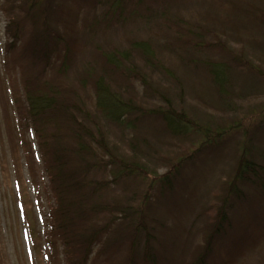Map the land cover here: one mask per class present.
<instances>
[{"label": "rangeland", "instance_id": "374dc122", "mask_svg": "<svg viewBox=\"0 0 264 264\" xmlns=\"http://www.w3.org/2000/svg\"><path fill=\"white\" fill-rule=\"evenodd\" d=\"M41 1L43 5L38 11L44 18L38 24L27 15V0H10V3L0 0V264H130L126 260L130 254L125 255L123 246L110 249L113 238L128 234L124 226L128 220L111 225L87 253L75 249L76 261L67 259L55 228L58 215L51 175L47 171L50 159L44 158L35 125L27 112L26 97L49 84L60 89L71 103L78 104L82 113L94 112V83L108 67L106 55L130 49L135 41L149 43L158 63L174 73L175 85L169 84L151 74L144 67L141 55L134 53L141 75L150 77L154 85L161 87L175 108L193 115L203 125L232 126L235 132L217 148L204 149L196 158L189 159L198 148L196 136L174 138L163 131L158 135L148 129L149 124L158 123L155 118L139 123L137 135L131 131L123 133L119 127L104 123L99 115L97 121L102 120L99 123L112 152L132 157L134 141L141 155L135 160L153 172L145 183L132 179L115 183L109 171L92 169L91 177H104L103 180L111 183L103 187L100 202L105 209L96 218L98 223L79 222L74 234L80 235L79 238L87 235L112 223V214L122 213L124 207L139 206L150 191L155 174L162 177L186 159L178 170L173 193L161 198L160 186L152 187L151 217H163L166 223L157 245L161 264H191L203 245L209 223L222 205L243 134L253 135L264 129V77L245 66L249 62L264 73V0H170L166 5L162 3L169 0H158L139 9V14L133 17L129 16L130 10L124 9L120 19L106 12L103 6H89L81 0H49L51 5L45 13L49 4L47 0ZM53 5L65 6V12H76L72 19H67L70 21L67 28L57 24L61 15ZM167 8L170 12L162 17L161 11ZM9 16L19 18L16 38L8 32ZM46 17L49 22L44 25ZM51 32L60 34L70 48L65 51V45L61 44L60 52L49 60L42 54H34L33 49L34 42L39 41L35 39L37 33L53 42ZM185 57L229 62L234 75L229 103L223 106V99L212 88L204 66L186 65ZM118 76H121L119 71L116 80ZM129 84L132 86L129 94L144 110L161 107L159 101L146 95L139 83L131 80ZM77 117L82 119L80 114ZM59 120L51 117L40 128L50 136ZM255 140H260L256 149L264 153V131ZM97 148L94 147L98 159L95 158L107 162L105 153ZM230 203L239 206L233 200ZM249 207L251 213L249 208H243L246 220L255 216L261 223L255 230H248L247 246L233 264H264V199L252 198Z\"/></svg>", "mask_w": 264, "mask_h": 264}, {"label": "trees", "instance_id": "16d2710c", "mask_svg": "<svg viewBox=\"0 0 264 264\" xmlns=\"http://www.w3.org/2000/svg\"><path fill=\"white\" fill-rule=\"evenodd\" d=\"M81 1L87 2L89 6L91 4L95 7L103 6L106 12L108 11V13L120 19L121 16L123 17L124 9L130 10L129 16L133 17L139 14V9L147 8L150 3L153 4L158 0ZM7 2L10 3V0H7ZM47 2L49 4V0ZM169 2L170 0L163 2L162 5H166ZM26 3H29L28 17L36 20L38 24L39 21H43L42 18L44 16L40 15L38 11L43 5V1L27 0ZM68 4H65V6ZM50 5L45 8V13ZM65 6L54 7L57 9V14L61 15L60 20L57 19L56 21L57 24L65 25L67 28L69 26L68 22H70L67 19H72L76 12L74 14L72 12L69 13V10L65 12ZM34 9L37 12H33ZM169 12V8L162 10V17ZM108 13H105V15L107 16ZM9 17L8 32L16 38L19 33V28L17 27L19 18ZM259 21H262V19ZM48 22L49 19L46 17L44 25H47ZM51 34L54 38L53 42L49 41L46 36L43 39L42 33H37L35 39L39 41L34 42V54H42L44 58H49L50 60L53 54L60 52L58 49L60 46L62 47L61 44L65 45L63 46L65 51H69L70 47L60 34H53L52 32ZM129 47L130 49L106 55L108 67L106 71L104 70V75H100L95 79L94 83L96 97V110L94 112L82 113L78 104L71 103L68 97L66 98L62 95L60 89L49 84L42 91L29 92L26 97L27 112L35 125L44 158L48 157L50 159L47 171L51 175L58 215L55 218V222L58 224L54 225L60 233V242L65 249L67 259L72 261H76L75 254L77 251L74 252L75 249L79 248V251L84 250L87 253L89 248H91V244L97 243L111 225H118V222L128 220V225L124 224L128 234L118 239L113 238L110 249L120 245L123 246L127 251L125 255L128 256V252L130 254L129 258L126 259L130 264H161L162 255L159 253L157 245L160 232L165 228L166 223L163 217H151L152 187L155 184L160 186L158 195L161 198H166L168 193H173L174 184L179 176V168L186 161V159L181 160L180 163H177V167L175 166L174 170L162 177L155 174L154 181L149 187L150 191L144 195L139 206L124 207L122 213L112 214V223L93 230L87 235H81L79 238L80 235L77 237L74 234L75 227L79 225V222L85 220H89L93 225L98 223L96 218L105 209V206L100 202L103 187L107 186L108 183L111 184L109 181L103 180L104 177L102 179L91 177L92 169L97 172L99 170H101L100 172L109 171L115 183L123 179H132L145 183L146 178L153 172L135 160L136 157L138 158L141 155L138 144L134 143V141L131 144L133 148L132 157L129 154H114L112 148L108 145L106 134L103 126L99 123L100 121L103 120L104 123L119 127L123 133L131 131L137 135L139 133V123L147 118H155L158 123L149 124L148 129H153L158 135L163 131L174 138H186L189 136L198 138L196 144L198 148L193 152L194 154L192 153L188 157L189 159L196 158L197 153L199 151L202 152L204 149L217 148L235 132L232 126H230L232 128L227 126L212 128L211 126L203 125L193 115L175 108L161 87L154 85L150 77L141 75L140 70L136 67L137 62L135 61L134 53L141 55L140 58L144 60V67L151 74L160 76L169 84L175 85L177 79L174 73L158 63L155 52L149 43L135 41ZM183 62L186 65L204 66V70L207 71L212 83V88L223 99V106L229 103V96L233 94L234 78L233 69L228 64L229 62L212 58H199L197 60L194 57H185ZM247 64L249 65L245 66L249 70L254 69L258 76L264 77V73L260 69L249 62ZM118 71L121 76H118L119 78L116 80V72ZM112 76H114V79H112ZM131 80L139 83L141 88L145 90L146 95L151 100L156 99L159 101L161 107L159 109L144 110L135 101V98L129 94L132 88L129 84ZM77 114H80L81 120L78 119ZM99 115L102 120L99 119L97 121ZM51 117L60 119V123L57 129L50 136H47L43 132L44 129L40 127L43 126V122ZM94 117L96 121H94ZM63 119L66 121H63ZM262 124L264 125V118ZM235 127L237 126L235 125ZM262 127L264 128V126ZM262 131L264 129L260 128L258 131L253 132V135L249 133L243 134V139L239 142L237 150L236 167L233 170L232 178L226 184L222 205H220L213 220L209 223L204 235L203 245L199 248L198 254L191 264H233L237 255L241 254L247 246L246 233L248 230H255L258 228V223H261V220L255 216H251L250 220L247 221L243 208H249L251 213L250 209L252 206H249L252 198L264 199V153H260V150L256 149L260 140H255V138H259V134ZM141 138L143 140L146 139V137ZM69 139L71 140L69 141ZM94 147H98L105 153L108 158L107 162L103 161L104 159L97 160L98 157ZM70 164L74 165V167L72 168ZM146 171H148V175L145 174ZM133 197L136 198V195ZM232 200L239 203V206H233V203H230ZM143 239L144 241H142Z\"/></svg>", "mask_w": 264, "mask_h": 264}]
</instances>
